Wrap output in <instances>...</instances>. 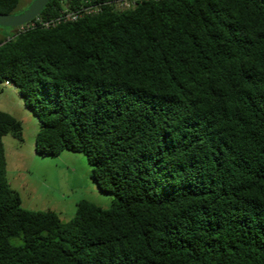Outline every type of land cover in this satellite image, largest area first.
I'll return each instance as SVG.
<instances>
[{
	"label": "trees",
	"instance_id": "trees-1",
	"mask_svg": "<svg viewBox=\"0 0 264 264\" xmlns=\"http://www.w3.org/2000/svg\"><path fill=\"white\" fill-rule=\"evenodd\" d=\"M108 1L49 0L42 20L103 5L0 40L36 153H83L113 195L67 222L24 208L2 142L22 127L0 110V264H264V0Z\"/></svg>",
	"mask_w": 264,
	"mask_h": 264
},
{
	"label": "rangeland",
	"instance_id": "rangeland-1",
	"mask_svg": "<svg viewBox=\"0 0 264 264\" xmlns=\"http://www.w3.org/2000/svg\"><path fill=\"white\" fill-rule=\"evenodd\" d=\"M31 1L20 0L18 8H26ZM14 31L13 27H0V40ZM0 88V110L13 115L22 127L21 139L11 134L2 139L6 177L19 193L21 205L29 210H53L63 222L74 215L76 203L82 199L109 207L113 195L100 190L90 179L91 166L86 156L67 150L58 155L36 153L37 117L24 105L14 85L2 83Z\"/></svg>",
	"mask_w": 264,
	"mask_h": 264
},
{
	"label": "built area",
	"instance_id": "built-area-1",
	"mask_svg": "<svg viewBox=\"0 0 264 264\" xmlns=\"http://www.w3.org/2000/svg\"><path fill=\"white\" fill-rule=\"evenodd\" d=\"M141 0H112L106 2V4H110L113 6L115 10L121 11L128 8H133L137 5V2ZM102 3L97 4H90L85 3L79 5L75 9H68V8H62L58 11V15L54 18H51L49 20H42L40 17L36 16L32 20L28 21L25 24H22L18 27H16V31H23L26 28L34 27L36 25H41L43 27H49L51 25L65 22V21H74L84 15L92 14L99 12L101 10ZM4 84H7V81L4 82Z\"/></svg>",
	"mask_w": 264,
	"mask_h": 264
},
{
	"label": "water",
	"instance_id": "water-1",
	"mask_svg": "<svg viewBox=\"0 0 264 264\" xmlns=\"http://www.w3.org/2000/svg\"><path fill=\"white\" fill-rule=\"evenodd\" d=\"M49 0H33L29 6L20 13H0L1 27H18L27 23L40 14ZM9 83V81H7Z\"/></svg>",
	"mask_w": 264,
	"mask_h": 264
},
{
	"label": "clouds",
	"instance_id": "clouds-1",
	"mask_svg": "<svg viewBox=\"0 0 264 264\" xmlns=\"http://www.w3.org/2000/svg\"><path fill=\"white\" fill-rule=\"evenodd\" d=\"M7 84H9V83L7 82Z\"/></svg>",
	"mask_w": 264,
	"mask_h": 264
}]
</instances>
